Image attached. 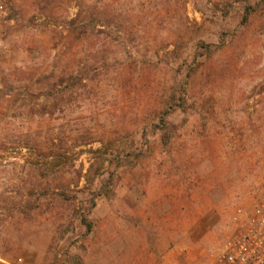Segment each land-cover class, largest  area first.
Listing matches in <instances>:
<instances>
[{
  "label": "rangeland",
  "instance_id": "rangeland-1",
  "mask_svg": "<svg viewBox=\"0 0 264 264\" xmlns=\"http://www.w3.org/2000/svg\"><path fill=\"white\" fill-rule=\"evenodd\" d=\"M3 1L0 264H212L264 199V0Z\"/></svg>",
  "mask_w": 264,
  "mask_h": 264
},
{
  "label": "built area",
  "instance_id": "built-area-1",
  "mask_svg": "<svg viewBox=\"0 0 264 264\" xmlns=\"http://www.w3.org/2000/svg\"><path fill=\"white\" fill-rule=\"evenodd\" d=\"M9 18L7 5L0 0V56L7 45L4 25ZM231 223L232 229L224 237L212 264H264V199L251 209L240 210Z\"/></svg>",
  "mask_w": 264,
  "mask_h": 264
},
{
  "label": "trees",
  "instance_id": "trees-1",
  "mask_svg": "<svg viewBox=\"0 0 264 264\" xmlns=\"http://www.w3.org/2000/svg\"><path fill=\"white\" fill-rule=\"evenodd\" d=\"M257 11H258V9L256 7H254L253 5L246 6V8H245V16L243 17L242 23L244 25H247L249 23V21H250L251 16L256 14ZM180 97H181L180 104L169 105L167 107V109L163 111V115H164V117L162 118L163 123H162V125L159 126L161 129H164L163 124H164V126H166L165 125V120L171 113H173V111H175L177 109H181L183 112H185V111H187L188 107L190 106V104H188V102L186 101V98L184 97V95H181ZM118 167H120V166H118ZM93 193L96 194V197L99 198L102 195L108 194L109 190L106 189V190H103V192L96 190ZM92 203H93V205L95 207L96 206L95 200H93ZM83 222L85 223V225H87V227L89 228V231H91L92 230V224L88 221L87 217L83 218Z\"/></svg>",
  "mask_w": 264,
  "mask_h": 264
}]
</instances>
